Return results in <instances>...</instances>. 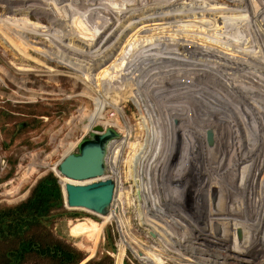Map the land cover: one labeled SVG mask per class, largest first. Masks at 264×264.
<instances>
[{"label":"rangeland","instance_id":"374dc122","mask_svg":"<svg viewBox=\"0 0 264 264\" xmlns=\"http://www.w3.org/2000/svg\"><path fill=\"white\" fill-rule=\"evenodd\" d=\"M38 5V0H9L8 2L0 0V19L10 17L9 24L13 25L10 26L13 28V32H17L18 29L15 28L19 27L16 26L19 20L28 18L27 20L33 25L40 27L38 30L41 34H36V36L42 45L50 47L49 39L57 40V43L51 46L54 51L49 61L44 57V54L30 51L32 56L53 68V71L46 72L43 64L21 56L10 45L13 44L14 38L10 36L12 38L10 41L9 34H6L7 32L4 34L0 29V204L12 205L24 200L42 175L54 169L56 164L68 153L79 151V144L91 136L93 125L97 124L106 114L111 115L117 110H121L122 123H126V125L128 123L130 127V140L138 142L136 152L132 154L134 159L132 165L136 162V168H142L143 160L141 158L145 159L149 154L155 155L153 156L154 160L158 162L160 155L152 149L157 146L158 142L156 141L160 140L167 149H164L165 155H167L164 159L170 162V164L168 163L169 169L165 167L166 171L165 168L159 167L155 170V173H152L155 181L153 179L151 181L156 183V186L154 189L148 190L138 184L139 182L143 184V172L133 175L130 173V165L125 162L119 164L122 185L124 190H129L128 194L121 196L125 204L124 210L120 214L127 230L125 229L124 232L121 230L117 219L107 221L103 227L96 252L91 258L108 252L107 254L112 257V264H116L118 257L121 264H143L125 242L124 237H127L126 240L130 245L143 253L148 251L147 246H156L158 249L156 252L161 258L152 254L157 259H163L162 264H184L182 261L189 262L190 260V264H231L233 259L225 258L224 248L219 244L217 246V244L209 242L214 230L216 231L214 219L211 216L207 221L202 219L201 216H205L211 210L207 203H199L200 198L196 194L197 190L201 193L200 189L203 186L206 187L204 195L207 191L209 194L212 193L206 179L213 174L214 179L219 178L217 179L218 185L216 184L215 187L219 190V194H222L219 195L216 204H210V206L219 209L221 218L225 214L223 211L225 202L220 196L226 193L230 201L234 200L235 194H238L242 195V201L235 204L227 203V210L240 212V210L246 209V213L243 214L248 219L252 217L250 220L254 219L260 223L261 231L257 230L254 237L250 236L251 227H242V238H239L238 234L234 237L238 240H235V245L241 249H238L239 252L242 249L246 252L241 261H235V264H264L262 261L264 250H261L262 252L253 251L256 249L250 250V248L259 247L260 243H264L261 237L262 231L264 232V200L260 201L259 197V193L261 195L264 192V0H57L56 4L48 6L40 4L39 7ZM30 6L33 7L32 10L27 9ZM92 20L96 22V27L97 23L101 26V32L97 33V37L105 35L103 40L97 42L98 44L94 41V47L92 45L93 36L87 32L88 29L91 32L97 30ZM79 22L83 24V27L78 24ZM103 24H106L105 27ZM43 30L44 32H42ZM25 34L30 40L36 39L33 33L22 32L20 41L23 40ZM73 34L76 38L73 37ZM14 37L16 38L18 35H14ZM83 41L87 44L83 46V54L70 52V49L63 45L66 42L79 47ZM188 44H191L190 47ZM196 46L199 47L198 51ZM192 49L193 51H191ZM89 50L97 52L87 56L90 53ZM125 50L126 54L122 52ZM161 53L163 57L168 56L167 58L171 59V62L166 63L172 64V67L169 68L177 67V70H180L179 67H181L182 72L170 71L171 73L167 72L160 76L164 77L163 81L165 79L169 81L167 78L171 77V82L173 79L182 78L185 81L183 92L176 94L170 88L160 90L157 84L160 86L164 83L158 77L157 84L151 83V87H148V80L153 78L154 70L150 69L155 64L154 60L156 59L153 58L161 56ZM94 57H97V60H93ZM172 57H180L182 64L177 62L178 59L174 60ZM104 62L105 64H103ZM114 63L119 66L118 72L109 73L105 67H109V70ZM19 64H29L37 69L26 72L18 71L16 67ZM201 64L202 66H200ZM209 66L214 67L215 72L220 70L216 73L217 76L210 73ZM207 70L210 71L207 72ZM227 71L231 72L230 76L233 74V78H230L233 80L231 87L224 83L226 78H220L221 74H229ZM180 76L182 77L180 78ZM212 78L216 80H212ZM237 79L242 84H239V81L237 84ZM211 84L213 86H210ZM202 87L207 91H203ZM220 88H224L220 91L224 96L217 93ZM130 89L132 92H129ZM226 89L229 91L227 92ZM191 90L193 91L191 92ZM140 91L146 95L145 100H155L157 103L140 101ZM134 93H136L135 96ZM164 96L165 98H163ZM208 96L209 102L212 98L219 103L222 100L225 101L226 106L216 105L210 111L208 109L201 111V107L199 108L198 105L207 106V102L203 100ZM217 97L219 98L217 99ZM173 99L178 105H183V112L188 111V118L184 115L180 119L178 113L181 111V107L175 106L176 102ZM227 100L229 103H226ZM182 101L183 103H181ZM169 106L171 110L168 109ZM207 112L214 114V117L210 115L211 118H214V122H212L214 127H212L213 129L217 128L212 145L207 140V132L212 125L209 123ZM176 119H179L178 124ZM242 119L246 120L247 126L243 124ZM245 127L248 129V133H246ZM112 128L107 126L106 130ZM117 129L121 134V142L127 133L126 131L121 132L118 127ZM204 132L205 141L202 143L201 138ZM255 134L256 136H254ZM184 141L190 142L191 149L183 150ZM128 151L127 147L125 155ZM168 155L171 157V161L167 160ZM240 160L244 162L241 163ZM179 165L183 169L179 170ZM241 167L245 169V172L240 173ZM112 174L115 178L114 170ZM193 174L194 176H192ZM199 180L205 181L200 182ZM228 190L229 193H227ZM157 192L159 193L157 194ZM154 193L156 195H153ZM162 194L166 200L164 199L163 202L160 200L159 211L154 204L152 206L149 202L155 200L157 196L161 197ZM184 198L186 201L182 200ZM245 198L249 199L250 204ZM262 198L264 199V195ZM257 202L262 203L255 205ZM239 203L241 206H238ZM187 204L188 207H185ZM117 205L111 206L110 210H115L117 213ZM163 208H166L164 212ZM188 209L191 210L189 216H187ZM260 209H263L262 217L258 214L255 218L256 211L258 212ZM68 210L69 213L54 219L52 232L56 238L82 250L89 257L90 252H87L80 244L83 238L72 236L69 233V228L71 223L77 220L90 218L101 222L103 218L99 214L87 210ZM110 210L108 213L112 212ZM185 212L186 214H184ZM152 214H156V216ZM207 222L209 224L211 222L209 237L203 238L202 235L198 237L203 233ZM220 222L222 223L221 220ZM156 230L158 236L155 233ZM214 235H218L217 232ZM139 242L141 245L137 244ZM253 243L254 245H252ZM112 245L115 246V250H112ZM117 250L121 251L124 257L119 256ZM142 252L138 253L141 257H143ZM262 255L263 257H261Z\"/></svg>","mask_w":264,"mask_h":264},{"label":"bare ground","instance_id":"6f19581e","mask_svg":"<svg viewBox=\"0 0 264 264\" xmlns=\"http://www.w3.org/2000/svg\"><path fill=\"white\" fill-rule=\"evenodd\" d=\"M5 1H9V0H5ZM29 1V0H28ZM39 1V5L40 4H42V5H45V6H48V5H50V4H56V2H57V0L56 1H54V0H38ZM55 2V3H54ZM33 4V3H32ZM35 5V4H34ZM39 5H38V7H39ZM35 6H37V5H35ZM56 6V5H55ZM12 8V7H11ZM17 9H18V7H17ZM16 9V10H17ZM27 9H29V10H32L33 9V7H27ZM49 10H50V8H49ZM187 10H188V8H187ZM187 10H185V11H187ZM28 11V10H27ZM27 11H26V13H27ZM184 11V12H185ZM207 12H208V10H206ZM51 12H53V11H51ZM115 12V11H114ZM179 12V11H178ZM91 13H93V12H91ZM164 13V12H163ZM212 13V12H211ZM210 13V14H211ZM25 14V13H24ZM28 14V13H27ZM54 14V13H53ZM191 14V13H190ZM209 14V13H208ZM213 14V13H212ZM90 15V14H89ZM54 16V15H53ZM4 17H7V16H4ZM13 17V16H12ZM102 17V16H101ZM162 17V16H161ZM166 17V16H165ZM22 18V17H21ZM54 18V17H53ZM74 18V17H73ZM114 18V17H113ZM151 18V17H150ZM10 17H8V18H1L0 19V21L2 22H0L1 23V25H0V29H1V32H3L4 34H5V32H7L6 34H9V37L10 36H12L13 38H14V42H12L13 44H10L11 46H13L14 48H15V50H17L18 52H19V54L21 55V56H23V57H25V58H31V59H33V60H35V62H37V63H40V64H43L44 66H45V71L47 72H49V71H53V68L50 66V65H48L47 63H45L44 61H40V59L39 58H36V57H34V56H32L31 55V53H30V51L31 50H33V51H36V52H38V54L39 53H42V54H44V57L49 61V60H51V57H52V54H53V51L54 50H52V45L53 44H55V43H57L56 41L57 40H55V38L53 39V38H50L49 39V42H51V46L50 47H48V45L46 46V45H42L41 44V42H40V40H38V37L36 36V34H41V32L38 30L40 27H37L36 25H33L30 21H28L27 19H24V18H22L21 20H17L18 22H20V23H18L17 21V25L16 26H19V27H17V28H15V29H18V30H21L23 33L24 32H28V33H33V34H35L34 35V37L36 38V39H32V40H30L29 38H27V35L25 34V36H23V40H19V38H20V36H21V33L22 32H20V31H18L17 30V32L15 33V32H13V28H11L10 26H13V25H10L9 24V22H10ZM58 19V18H57ZM108 19V18H107ZM111 19V18H110ZM22 20H24V21H22ZM26 20V21H25ZM80 20V19H79ZM109 20V19H108ZM93 21V20H92ZM82 22V21H81ZM94 22V24L96 23L95 21H93ZM110 23V22H109ZM80 26H82L83 27V24L82 23H78ZM98 25H97V27H96V24H95V28H97V30L96 31H94V32H91L90 31V29H88V33H91V35L93 36V43H92V45L94 44V41H96V44H98L97 42H100L101 40H103V37L105 36H103V35H101L100 37H97V33H100L101 31V26L99 25V23H97ZM102 24V23H101ZM204 24V23H203ZM104 25H106V24H103V26ZM124 25V24H123ZM105 27V26H104ZM109 27V26H108ZM114 28V27H113ZM126 28V27H125ZM176 28V27H175ZM14 29V30H15ZM84 30V29H83ZM111 30V29H110ZM157 30V29H156ZM98 31V32H97ZM100 31V32H99ZM42 32H44V30L42 31ZM255 32V31H254ZM110 33V32H109ZM2 34V33H1ZM81 34V33H80ZM14 35H18V37H14ZM43 35V34H42ZM100 35V34H99ZM80 36V35H79ZM82 36V35H81ZM238 36V35H237ZM5 37V36H4ZM3 37V38H4ZM73 37H75L74 36V34H73ZM22 38V37H21ZM76 38V37H75ZM29 39V40H28ZM80 39H81V37H80ZM83 39V38H82ZM85 39V38H84ZM90 39V38H89ZM189 39V38H188ZM222 39V38H221ZM256 39V38H255ZM5 40H7V39H5ZM9 40L11 41L12 40V38L10 37L9 38ZM8 40V41H9ZM185 40V39H184ZM244 40V39H243ZM246 40V39H245ZM10 41L8 42V43H10ZM74 41V40H73ZM195 41V40H194ZM197 41V40H196ZM205 41V40H204ZM233 41V40H232ZM262 41V40H261ZM188 42V41H187ZM59 43V42H58ZM175 43V42H174ZM204 43V42H203ZM207 43V42H206ZM87 45L86 44V42L85 41H83V43L81 44H79V47L78 46H74V45H71V44H68V43H66V42H64L63 43V45H65V47L66 48H68V49H70L69 51L70 52H79V53H81V54H83V50H84V47L83 46H85V45ZM181 44V43H180ZM185 44V43H184ZM198 44V43H197ZM261 44V43H260ZM102 45V44H101ZM100 45V46H101ZM125 45H128V44H125ZM189 45V44H188ZM191 45V44H190ZM190 45H189V47H190ZM193 45V44H192ZM203 45V44H202ZM231 45V44H230ZM90 46V45H89ZM233 46V45H232ZM70 47V48H69ZM91 47V46H90ZM93 47H94V45H93ZM187 47V46H186ZM192 47V46H191ZM197 47V46H196ZM170 49H171V47H169ZM199 47H197L196 48V50L198 49ZM96 49V48H95ZM126 49H128V48H126ZM191 49V48H190ZM201 49V51H202V48H200ZM199 49V50H200ZM97 50V49H96ZM96 50H94V51H90V53H88L87 54V56L88 55H93V54H95L97 51ZM178 50H180V49H178ZM207 50H208V48H207ZM175 51V50H174ZM186 51V50H185ZM187 51H189V50H187ZM191 51H193V49L191 50ZM198 51V50H197ZM123 53H125L126 52V50L125 51H122ZM140 52V51H139ZM86 53V52H85ZM143 53H144V51H143ZM149 53V52H148ZM178 53H180L179 51H178ZM192 53V52H191ZM195 53V52H194ZM198 53V52H197ZM196 53V54H197ZM126 54V53H125ZM150 54V53H149ZM152 54V53H151ZM99 55V52L97 53V56ZM138 55V54H137ZM164 55H166L165 54V52H164ZM171 54H169V56H170ZM182 55V54H181ZM180 55V56H181ZM189 55V54H188ZM193 55V54H192ZM191 55V56H192ZM203 55V54H202ZM95 56V55H94ZM103 56V55H102ZM125 56V55H124ZM139 56H141V55H139ZM150 56V55H149ZM172 56V55H171ZM177 56V55H176ZM159 57H161L160 59H158ZM168 57V56H167ZM167 57H163V54L161 53V56H156V57H154L153 59H156V60H154V66L153 67H150V69H153L154 71H153V78H151L150 80H148V82H147V85H148V87H151L150 86V84L151 83H156L157 81L156 80H158L157 79V77L162 81V83H164V84H162V85H158L157 83V87L161 90L162 88H170L171 90H173L176 94L177 93H181V92H183L184 91V89L183 88H185L183 85H184V80L181 78L182 76H180V78L181 79H179V80H174L173 82H171V77L170 78H167L166 76V78L169 80V81H167L166 79L163 81V78L160 76V74H164V73H171L172 71H174V72H178V73H180V72H182V70H181V67H179L180 68V70H177V67L176 68H169V67H172V64H170V65H168V64H166L167 62H171V59H169V58H167ZM181 57H183V56H181ZM201 57V56H200ZM215 57H217L218 58V56H215ZM227 57V56H226ZM92 58V57H91ZM173 58V57H172ZM180 57H178V58H173L174 60L175 59H178L179 61H177V62H179V64L181 63L182 64V60H181V58L179 59ZM194 58V57H193ZM199 58V57H198ZM115 59H116V57H115ZM152 59V58H151ZM195 59V58H194ZM230 59V58H229ZM93 60H97V57H94L93 58ZM199 60V59H198ZM213 60V59H212ZM251 60V59H250ZM253 60V59H252ZM108 61V60H107ZM148 61V60H147ZM189 61H191V60H189ZM203 61V60H202ZM115 62V61H114ZM159 62V63H158ZM173 62H175V61H173ZM177 62H176V64H177ZM251 62V61H250ZM196 63H197V61H196ZM209 63V62H208ZM16 64V63H15ZM103 64H105V62L103 63ZM103 64H101V65H103ZM123 64V63H122ZM175 64V63H174ZM173 64V66L175 67V65ZM198 64V63H197ZM144 65V64H143ZM163 65V67H161ZM257 65V64H256ZM150 66V65H149ZM200 66H202V64L200 65ZM111 67V66H110ZM17 69H18V71L19 70H22V71H33L34 69H37L36 67H31L29 64H19V66H17L16 67ZM108 68L109 67H105V69L109 72V73H112V71H113V73H116V72H118V68H119V66H118V64L117 65H115V63L112 65V67H111V69H109L108 70ZM167 68H169L168 70H167ZM188 68H190V67H188ZM205 68V67H204ZM209 68H210V70H207V72H209L210 71V73L211 74H213V75H218V74H216V73H218V72H220V70L218 69L216 72H215V68L214 67H212V66H209ZM225 68V67H224ZM193 69H194V67H193ZM206 69V68H205ZM55 70V69H54ZM165 70V71H164ZM187 70H189V69H187ZM253 70V69H252ZM257 70V69H256ZM21 71V72H22ZM171 71V72H170ZM231 71V70H230ZM228 73H229V71H227ZM245 72V71H244ZM127 73V72H126ZM177 73V74H178ZM231 73V72H230ZM221 74L220 75V78L221 77H223V78H226L227 80H225L224 81V83H226V85L227 86H229V87H231V86H233V80L231 79L230 80V78H233L232 76H233V74H232V76H230L231 74ZM246 73V72H245ZM132 74V73H131ZM188 74V73H187ZM181 75V74H180ZM185 75V74H184ZM206 75V74H205ZM204 75V76H205ZM134 76V75H133ZM178 76V75H177ZM176 76V77H177ZM194 76V75H193ZM207 76V75H206ZM246 76H247V74H246ZM125 77V76H124ZM175 77V78H176ZM189 77H191V76H189ZM188 77V78H189ZM197 77V76H196ZM203 77V76H202ZM210 77V76H209ZM215 77V76H214ZM219 77V76H218ZM217 78V77H216ZM250 78V77H249ZM254 78H256V77H254ZM190 79H192V78H190ZM204 79V78H203ZM203 79H201L202 81H203ZM217 79H219V78H217ZM240 79V78H239ZM239 79H237V84L239 83V84H242L241 83V81H239ZM251 79V78H250ZM257 79V78H256ZM264 79V78H263ZM159 80V82H161ZM199 80H200V78H199ZM205 80V79H204ZM212 80H216V79H214V78H212ZM222 80V79H221ZM221 80H219V81H221ZM127 81V80H126ZM125 81V82H126ZM195 81H198V80H196L195 79ZM218 81V82H219ZM239 81V82H238ZM124 82V81H123ZM201 82V81H200ZM207 82H209V81H207ZM211 82V81H210ZM194 83V82H193ZM196 83V82H195ZM220 83V82H219ZM261 83H263V82H261ZM197 84H199V83H197ZM202 84V83H201ZM209 84V83H208ZM218 84V83H217ZM244 84V83H243ZM188 85V84H187ZM186 85V86H187ZM192 85V84H191ZM194 85H196V84H194ZM204 85V84H203ZM202 85V86H203ZM206 85H207V83H206ZM219 85V84H218ZM226 85H225V87H226ZM245 85V84H244ZM244 85H243V87H244ZM193 86V85H192ZM210 86H213V84H211ZM139 87V86H138ZM156 87V88H157ZM194 87H196V86H194ZM197 87H199V86H197ZM206 87V86H205ZM241 87V86H240ZM177 88V89H176ZM203 88V87H202ZM210 88V87H209ZM214 88V87H213ZM212 88V89H213ZM242 88V87H241ZM182 89V90H181ZM198 89V88H197ZM201 89V88H200ZM222 89L224 90V88H220V90H219V92H217L218 94H220V95H222V96H224L223 95V93L221 92L220 93V91H222ZM238 89H239V86H238ZM148 90H149V88H148ZM186 90V89H185ZM202 90V89H201ZM227 90V89H226ZM256 90V89H255ZM142 91V90H141ZM141 91H140V93H141ZM145 91V90H144ZM193 90H191V92H192ZM203 91H207L206 89L204 90V88H203ZM210 91V90H209ZM208 91V92H209ZM213 91V90H212ZM229 90H227V92H228ZM239 91V90H238ZM88 92V91H87ZM129 92H132V89H130L129 90ZM137 92H138V90H137ZM139 93V94H140ZM210 93V92H209ZM235 93V92H234ZM90 94V93H89ZM135 94L136 93H134V96H135ZM174 94V93H173ZM214 94V93H213ZM236 94V93H235ZM246 94V93H245ZM160 95V94H159ZM182 95V94H181ZM193 95V94H192ZM228 95V94H227ZM138 96V95H137ZM146 95H143V93H141V95H140V101H145V102H148V103H153V102H155V103H157L155 100L153 101V100H150V99H148V98H146V99H148V100H145L144 99V97H145ZM238 96H240V95H238ZM149 97V96H148ZM160 97V96H159ZM168 97V96H167ZM176 97V96H175ZM179 97V96H178ZM182 97H183V95H182ZM211 97V96H210ZM95 98V97H94ZM163 98H165V96L163 97ZM169 98V97H168ZM170 98H172L171 96H170ZM181 98V97H180ZM219 97H217V99H218ZM138 99H139V97H138ZM178 99V98H177ZM187 99V98H186ZM213 99V98H212ZM212 99H210L211 100V102H209V96L208 97H206V99L205 100H203V101H205V102H207L206 104H207V106H201V105H198V107L200 108L201 107V111H206V109H208L209 111L210 110H212L213 109V107L214 106H216V105H219V107H222V106H224L225 105V101H222L221 100V102L219 103L218 101H215V100H212ZM229 99V98H228ZM157 100V99H156ZM169 100V99H168ZM173 100H175V99H173ZM198 100V99H197ZM220 100V99H219ZM161 101V100H160ZM199 101V100H198ZM168 102H170V101H168ZM174 102H176V100L174 101ZM201 102V101H200ZM204 102V103H205ZM249 102V101H248ZM167 103V102H166ZM181 103H183V101L181 102ZM180 103V104H181ZM215 103V104H214ZM222 103V104H221ZM226 103H229V101L227 100L226 101ZM232 103V102H231ZM246 103V102H245ZM143 104V103H142ZM195 104V103H194ZM198 104V103H197ZM147 105V104H146ZM168 105H169V103H168ZM176 105H178V103L176 102V104H175V106ZM262 105V104H261ZM145 106V105H144ZM143 106V107H144ZM179 107H181V111L183 112V108H182V106L183 105H178ZM226 106V105H225ZM150 107V106H149ZM148 107V108H149ZM255 107V106H254ZM185 108V107H184ZM253 108V107H252ZM152 109V108H151ZM168 109H170L171 110V108H170V106H169V108ZM147 110V109H146ZM169 110V111H170ZM197 110H198V108H197ZM116 112V111H115ZM213 112V111H212ZM167 113V112H166ZM168 114H170V113H168ZM168 114H167V116H168ZM171 114H173L172 112H171ZM203 114V113H202ZM242 114V113H241ZM148 115V114H147ZM207 115H208V120H210V124H212V122H214V118H211V116H213L214 117V114L213 113H209V112H207ZM211 115V116H210ZM215 115H217V114H215ZM219 115V114H218ZM222 115V114H221ZM220 115V116H221ZM223 116V115H222ZM122 117H123V114H122V111L121 110H117V112L116 113H114L112 116L110 115V114H106L104 117H102V119L101 120H99L98 121V123L97 124H100V125H102V126H104V127H106V126H113V128H112V132L114 133V135L109 139V142L107 143L108 144V149H109V152H108V156H107V172H106V175L107 176H110V177H112L113 178V180H114V182H115V189H114V191H115V196H114V199H113V204H112V206L113 205H115V204H118L117 205V207H118V211H117V213L115 212V210H110V211H112V212H110V213H108V214H99L102 218H103V221H101V222H98V225H97V228L95 229V231H93L92 232V234H91V239H90V241H89V243H88V246H87V248H86V250H87V252L89 251L90 253H89V257H87V258H90V257H92L94 254H95V252H96V248H97V244H98V242H99V239H100V237H101V234H102V231H103V227H104V225H105V223L107 222V221H112L113 219H117L118 221H119V223H120V228H121V230H123V232H124V230L126 229L127 230V227H126V225H125V223L124 222H122V220H121V218H120V214L122 213V211L124 210V199H122V197L121 196H123L122 194H124V196H125V194H128L129 192V190L127 189V190H124V187H123V185H122V181H121V175H120V173H119V164L120 163H122V162H125L126 164H128V165H130V173H133V175L134 174H136V175H138V173H140L141 174V172H143L142 174H143V176H142V178H143V184L142 183H138L140 186H142L143 188L145 187V188H147L148 190L149 189H154V187L156 186V183H154V182H152L151 180L153 179V176H152V173L154 174L155 173V170H157V169H159V167H162V169H164L165 167H167L168 169H169V164H170V162H167V161H165V159H164V157L165 156H167V155H165L166 154V151H164V149L166 148V147H164V145H163V143L160 141V140H157L156 142H158L156 145L157 146H154V149H152V151H155L156 150V153L157 154H159L160 155V157H158V162H156L155 160H154V157L153 156H155V155H153V154H149L148 156H144L145 157V159H142L141 158V160H143L142 162V168L140 167H138V168H136V162H135V164L134 165H132V163H133V155L132 154H135V152H136V148L138 147L137 145H138V142H136V141H131L130 140V135H129V132H130V127H129V125H128V123H127V125H126V123H122ZM169 117V116H168ZM201 118V117H200ZM203 118V117H202ZM221 119H223V120H225L224 118H222V117H220ZM220 118H218V119H220ZM156 120V119H155ZM162 120V119H161ZM201 120V119H200ZM203 120V119H202ZM205 120V119H204ZM157 122V121H156ZM160 122V121H159ZM181 122H183V120H181ZM203 122V121H202ZM233 122H234V120H233ZM242 122H243V124L244 125H246V120H244V119H242ZM231 123V122H230ZM238 123V122H237ZM97 124H95V125H97ZM156 124V123H155ZM199 124V123H198ZM254 124V123H253ZM252 124V125H253ZM95 125H93L92 127H91V136H89L87 139H85V140H88V139H92L94 136H95V134H102L101 132H97L96 130H94V126ZM234 125V124H233ZM119 128V130H121V132L122 131H126V136L124 137V139L120 142V140H121V134H120V132L118 131V129H117V127ZM161 126V125H160ZM214 127V125L212 124L211 126H210V128L211 129H213V127ZM221 126V125H220ZM240 126H242V125H240ZM247 126V125H246ZM216 127V126H215ZM159 128V127H158ZM157 128V129H158ZM191 128H192V126H191ZM219 128V127H218ZM243 128V127H242ZM241 128V129H242ZM215 129H217V128H214L213 130H214V134H215ZM192 130V129H191ZM229 130V129H228ZM232 130V129H231ZM245 130H246V133H248L247 131H248V129H247V127H245ZM186 131V130H185ZM190 131V130H189ZM192 132V131H191ZM217 132V131H216ZM250 132V131H249ZM186 133H188V132H186ZM181 134V133H180ZM217 134H218V132H217ZM216 134V135H217ZM178 135V134H177ZM202 135V134H201ZM162 136V135H161ZM185 136V135H184ZM190 136H192V135H190ZM254 136H256V134L254 135ZM180 137V136H179ZM215 137V136H214ZM158 138V137H157ZM195 138V137H194ZM202 140V143L205 141V132L203 133V137L201 138ZM233 139V138H232ZM248 139V138H247ZM167 140H169V139H167ZM179 140V139H178ZM254 140V139H253ZM176 141V140H175ZM193 141V140H192ZM220 141V140H219ZM255 141V140H254ZM83 142V141H82ZM81 142V143H82ZM185 142V141H184ZM80 143V144H81ZM238 143V142H237ZM80 144H79V146H78V149H79V147H80ZM175 144V143H174ZM196 145V144H195ZM239 145V144H238ZM129 148V151L127 152V155H125V149L126 148ZM206 147H208V146H206ZM239 147V146H238ZM198 148V147H197ZM203 148V147H202ZM165 150H167V149H165ZM214 150V149H213ZM79 152V151H78ZM78 152H72V153H78ZM143 153V152H142ZM199 153V152H198ZM206 153V152H205ZM217 153H218V151H217ZM216 153V154H217ZM145 154V153H144ZM215 154V155H216ZM158 155V156H159ZM180 155H181V153H180ZM170 156L171 157H173V155H171L170 154ZM169 155H168V161H171V157H170ZM182 156V155H181ZM179 157V156H178ZM191 160V159H190ZM213 160V159H212ZM137 161V160H136ZM206 161V160H205ZM241 161V160H240ZM185 162V161H184ZM183 162V163H184ZM244 162V161H243ZM242 161H241V163H243ZM169 163V164H168ZM173 163H175V162H173ZM182 163V162H181ZM166 164V165H165ZM197 165V164H196ZM199 165V164H198ZM164 166V167H163ZM180 166L181 165H179L178 167V169L180 170V169H183L182 168V166H181V168H180ZM207 166V165H206ZM242 166V165H241ZM258 166V165H257ZM167 168H165V170L167 169ZM197 168H198V166H197ZM248 168V167H247ZM142 169H143V171H142ZM257 169V168H256ZM113 170H114V172H115V178H114V176H113ZM186 170V169H185ZM245 169L243 168L242 169V167L240 168V170L239 171H241L240 173H243V172H245L244 171ZM258 170V169H257ZM256 170V171H257ZM120 171H121V169H120ZM167 171V170H166ZM165 172V171H164ZM181 172V171H180ZM182 172H183V170H182ZM194 172V171H193ZM255 172V171H254ZM253 172V173H254ZM163 173V172H162ZM237 173V172H236ZM239 173V172H238ZM145 175V176H144ZM209 175V174H208ZM151 176V177H150ZM192 176H194V174L192 175ZM220 176V175H219ZM241 176H242V174H241ZM241 176H240V178H241ZM244 176H246V175H244ZM203 177V176H202ZM222 177V176H221ZM142 178H140V179H142ZM151 178V179H150ZM168 178V177H167ZM173 179V178H172ZM194 179H195V177H194ZM214 178H213V174L212 175H209L208 176V178L206 179L207 180V183L209 182V185H210V187H211V190H212V193L210 192V194H209V191H207L206 193H205V195L207 196H205L204 194H203V192H204V190H205V186H203V188H201L200 190H201V193L199 192V190H197L196 192H194V193H196L197 194V197H199L198 199L200 200L199 201V203L201 202V203H203V202H205V203H207V205L210 207V210H211V212H209V213H207V214H205V216L204 215H202L201 217H202V219L203 220H205L206 219V221H207V219L211 216L213 219H214V226H215V223L217 222V223H219L220 224V230L219 231H215L214 230V234L217 232V234L218 235H211V237L209 238V242H212L211 244H217V246H218V244L220 245V247H223L224 248V252H223V255L225 256V258L226 259H228V260H232V263L231 264H235V261H241V258H243V255L246 253L245 251H243V249H242V251H240L239 252V250H241V249H239V248H237L236 247V245H235V240H237V239H234V237H236V232L238 231L237 229H239V228H241L242 229V227H251L252 228V233H250V236L252 237H254V234H255V232L257 231V230H259V231H261L260 230V223L259 222H257V220H254L253 219V221L252 220H250L251 218H247V216H245L243 213H246V209L245 210H243V211H241L240 210V212H238V211H236V212H233L232 210H227V208H226V205H227V203H229V204H235V203H238V202H241L242 201V195H238V194H235L234 196H235V198H233L234 200H228V195L226 196V193H224V195H222V196H220V198H222V200H224V202H225V204H224V207L226 208H224V210L223 211H225V214H224V217L223 218H221L222 216L220 215L221 213L219 212V209L217 208H214V206H210V204L212 205V204H214V202H213V191H214V189H217L215 186H216V184H217V182H218V180L217 179H219V178H215L214 180H213ZM62 180L63 181H68V179L66 178V177H63L62 176ZM154 180V179H153ZM175 180V179H174ZM202 180V179H201ZM243 180H245V179H243ZM250 180V179H249ZM76 181H78V180H74V182H76ZM155 181V180H154ZM200 181V180H199ZM203 181H205V180H203ZM203 181H200V182H203ZM210 181H212V182H210ZM223 181V180H222ZM253 181V180H252ZM83 182H86V181H83ZM197 182V181H196ZM220 182V181H219ZM254 182V181H253ZM261 182V181H260ZM199 183V182H198ZM202 184V183H201ZM249 184V183H248ZM200 185V184H199ZM218 185V184H217ZM261 185V184H260ZM197 186V185H196ZM141 187V188H142ZM193 187V186H192ZM230 187V186H229ZM137 188H140V187H137ZM140 188V189H141ZM195 188V187H194ZM120 189H122V190H120ZM139 189V190H140ZM196 189V188H195ZM199 189V188H198ZM193 190V189H192ZM121 191V192H120ZM195 191V190H194ZM221 191V190H220ZM222 191H224L225 192V190H222ZM238 191V190H237ZM243 191H246V190H243ZM252 191V190H251ZM178 192V191H177ZM159 192H157V194H158ZM183 193H185V192H183ZM188 193H190V192H188ZM227 193H229V190L227 191ZM234 193V192H233ZM255 193V192H254ZM264 193V192H263ZM261 194L260 195V193H259V197H260V201H261V199L262 200H264L262 197H263V195L264 194ZM147 194H149V193H147ZM168 194V193H167ZM166 194V195H167ZM173 194V193H172ZM222 194V193H221ZM221 194H219V195H221ZM153 195H156L155 193L153 194ZM188 195V194H187ZM251 195V194H250ZM255 195H256V193H255ZM247 196H249L248 194H247ZM246 196V197H247ZM253 196V195H252ZM119 197V198H118ZM165 197V196H164ZM171 197V196H170ZM205 197H206V199H205ZM245 197V196H244ZM258 197V196H257ZM151 198H154V197H151ZM187 198V197H186ZM186 198H184V199H182V200H184V201H186L185 199ZM248 198V197H247ZM162 198L161 197H159V196H157L156 197V199L154 200H151L149 203L150 204H152V206H153V204L155 205V207H156V209L158 208V210L160 211V209H159V205H160V200H161ZM165 200H166V198H164ZM246 199V198H245ZM254 199V198H253ZM149 200V199H148ZM172 200V199H171ZM192 200V199H191ZM244 200V199H243ZM249 200V199H248ZM248 200L246 199V201L248 202ZM258 200V199H257ZM180 201V200H179ZM220 201V200H219ZM251 201H253V200H251ZM255 201V200H254ZM163 202V201H162ZM177 202V201H176ZM222 202V201H221ZM244 202V201H243ZM256 202V201H255ZM183 203V202H182ZM249 203V202H248ZM254 203V202H253ZM258 203H262V202H257L255 205H257ZM167 204V203H166ZM217 204H219V203H217ZM250 204V203H249ZM248 204V205H249ZM147 205H148V203H147ZM182 205V204H181ZM180 205V206H181ZM223 205V204H222ZM240 205V203L238 204V206ZM244 205H245V207H246V204L244 203ZM255 205H253V206H255ZM143 206V205H142ZM183 206H185V205H183ZM201 206V205H200ZM236 206H237V204H236ZM241 206V205H240ZM251 206V205H250ZM259 206H261V204H259ZM185 207H188V204H187V206H185ZM184 207V208H185ZM223 207V206H222ZM249 207V206H248ZM252 207V206H251ZM257 207V206H256ZM262 207V206H261ZM250 208V207H249ZM259 208V207H258ZM155 209V210H156ZM176 209V208H175ZM231 209V208H230ZM251 210H252V208H250ZM157 210V212H159ZM164 210H166V208H163V212H164ZM189 210V209H188ZM205 210V209H204ZM207 210V209H206ZM256 210V209H255ZM255 210H253V212H255ZM186 211V210H185ZM184 212V211H183ZM202 212H205V211H202ZM202 212H201V214H202ZM262 212H263V209H260L258 212L256 211V215H254L255 216V218H257V215L258 214H260L261 215V217H262ZM189 213H191V210H189L188 211V214H187V216H189ZM264 213V212H263ZM167 214V213H166ZM172 214V213H171ZM179 214H180V212H179ZM184 214H186V212L184 213ZM146 215V214H145ZM152 215H154V216H156V214H152ZM253 216V215H252ZM242 217H244V218H242ZM158 218V217H157ZM164 218H166V217H164ZM242 218V219H241ZM150 218H148V220H149ZM154 221H155V219L154 218H152ZM173 219V218H172ZM222 221V223L220 222V220ZM259 219V218H258ZM151 220V219H150ZM248 220H250V221H248ZM262 220H263V218H262ZM147 221V220H146ZM158 221V220H157ZM219 221V222H218ZM166 222V221H165ZM176 222H178V221H176ZM190 222V221H189ZM262 222V221H261ZM264 223V222H263ZM174 224V223H173ZM172 224V225H173ZM186 224V223H185ZM204 224V223H203ZM146 225V224H145ZM169 225V224H168ZM167 225V226H168ZM188 225V224H187ZM189 225H190V223H189ZM174 226H176L175 224H174ZM179 226V225H178ZM264 226V225H263ZM154 227V226H153ZM151 228V227H150ZM155 228V227H154ZM161 228V227H160ZM160 228H158V230H160L161 231V229ZM167 228V227H166ZM211 222H210V224H209V222H207V224L205 225V227H204V229H203V233H201V234H199L198 235V237L200 236V235H202L203 236V238L205 237V236H208V235H210V231H211ZM169 229V228H168ZM165 230V229H164ZM159 231V232H160ZM251 231V230H250ZM155 233H156V235L158 236V234H157V230L155 231ZM260 233V232H259ZM129 234L131 235V233L129 232ZM164 234V233H163ZM262 238H263V240H264V232L262 231ZM123 235V234H122ZM257 235H258V233H257ZM197 236V235H196ZM246 236V235H245ZM209 237V236H208ZM127 238V237H126ZM126 238L124 237V239H125V242H127V244L130 246V248L132 249V251L134 252V254L136 255V256H138L139 258H140V261L143 263V264H162V262H164V260L163 259H157L153 254H156V256H159L158 254H157V252H156V250L158 251V249H157V247L156 246H153V245H149V246H147L146 248L148 249V251L145 253H143L142 251H140L139 249H137V248H135L134 246H132V245H130V243L128 242V240H126ZM245 238V237H244ZM259 238V237H258ZM258 238H256V239H258ZM240 240V239H239ZM190 241V240H189ZM238 241V240H237ZM241 241H242V239H241ZM258 241V240H257ZM256 242V241H255ZM262 242V241H261ZM247 243V242H246ZM138 245H141V242H139V243H137ZM250 244V243H249ZM241 245V244H240ZM252 245H254V243L252 244ZM145 246V245H144ZM244 246V245H243ZM264 246V243H260L259 244V247L258 246H254V247H256V248H250V250H253V249H256V250H253V251H257V250H259L260 252H262L261 250H264V249H262V248H264L263 247ZM142 248V247H141ZM239 249V250H238ZM247 250L249 249V247L248 248H246ZM144 251V250H143ZM164 251V250H163ZM193 251V250H192ZM222 251V250H221ZM236 253H235V252ZM139 252H142L143 253V257H141V256H139L138 255V253ZM239 252V253H238ZM153 253V254H152ZM137 257V258H138ZM160 257V256H159ZM171 257V256H170ZM261 257H263V255L261 256ZM86 258V259H87ZM161 258V257H160ZM264 258V257H263ZM159 261H161L160 263H159ZM262 261H264V259L262 260ZM262 261H260V262H262ZM184 264H188L189 262H191V260L189 261V262H184V261H182ZM190 264V263H189ZM216 264V263H215ZM260 264V263H259Z\"/></svg>","mask_w":264,"mask_h":264},{"label":"trees","instance_id":"16d2710c","mask_svg":"<svg viewBox=\"0 0 264 264\" xmlns=\"http://www.w3.org/2000/svg\"><path fill=\"white\" fill-rule=\"evenodd\" d=\"M67 213L60 179L53 170L36 181L24 200L0 204V264H81L87 255L52 232L54 219ZM97 225L98 221L90 218L77 220L71 223L69 233L83 238L80 244L86 249ZM116 252L124 257L121 251ZM107 253L82 264H112ZM116 264H121L119 257Z\"/></svg>","mask_w":264,"mask_h":264},{"label":"water","instance_id":"95a60500","mask_svg":"<svg viewBox=\"0 0 264 264\" xmlns=\"http://www.w3.org/2000/svg\"><path fill=\"white\" fill-rule=\"evenodd\" d=\"M178 123V120L176 119ZM94 130L102 134H95L92 139L84 140L78 153H68L52 169L59 177L64 195V206L68 209H82L96 214L109 212L115 196V182L107 176L108 142L114 135L112 129L106 130L104 126L97 124ZM188 139V138H187ZM207 140L210 145L214 142V132L209 129ZM191 149L189 141L184 142L183 150ZM161 172V170H160ZM62 176L68 181H63ZM74 180H78L74 182ZM86 181V182H83ZM164 201V195H161ZM219 199V190L214 189L213 201ZM216 230H220L219 223H215ZM238 237L242 238V229H238ZM91 258V257H90ZM90 258H85V263ZM81 263V264H82Z\"/></svg>","mask_w":264,"mask_h":264},{"label":"built area","instance_id":"2783aa9c","mask_svg":"<svg viewBox=\"0 0 264 264\" xmlns=\"http://www.w3.org/2000/svg\"><path fill=\"white\" fill-rule=\"evenodd\" d=\"M174 80H175V79H173V81H174ZM185 109H187V108H185ZM113 114H114V113H112L111 116H112ZM178 115H179L180 119H181V116H184V115H185L186 118H188V116H189L188 111H187V112H182V111H180V112L178 113ZM185 117H184V118H185ZM176 123H177V122H176ZM178 123H179V119H178ZM178 123H177V124H178ZM106 127H107V126H106ZM106 127H104V128L106 129ZM111 127H113V126H111Z\"/></svg>","mask_w":264,"mask_h":264}]
</instances>
